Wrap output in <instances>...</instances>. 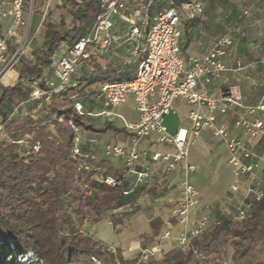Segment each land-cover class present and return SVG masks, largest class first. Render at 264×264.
<instances>
[{"label":"trees","instance_id":"obj_1","mask_svg":"<svg viewBox=\"0 0 264 264\" xmlns=\"http://www.w3.org/2000/svg\"><path fill=\"white\" fill-rule=\"evenodd\" d=\"M66 1L69 8L60 16L59 26L47 25L32 59L18 56L17 78L0 90V264H23L13 261V254L21 259L27 251L36 258L27 264H85L92 260L100 264H226L228 260L231 264H264V185L244 218L219 215L187 246L170 248L160 259L146 263L137 256L125 258L120 249L81 229L88 218L97 222L104 215L120 224L113 211L133 206L140 190L146 188H132L107 157L93 160L83 152L73 154L75 129L125 131L111 120L100 126L86 121L91 111L79 98L95 96L100 83L131 78L136 64L127 72L113 62L103 66L92 56L73 77L74 86L51 95L48 101L31 102L33 108L40 105L42 115L19 117L4 107L10 101L29 102L33 85L44 88L58 48L74 44L99 12V0ZM170 1L178 6L187 0ZM67 16L69 23L65 22ZM8 44L13 52L15 47ZM76 101L82 103L83 114L76 110ZM83 164L90 169L81 168ZM106 176L114 178V186L100 179Z\"/></svg>","mask_w":264,"mask_h":264},{"label":"built area","instance_id":"obj_2","mask_svg":"<svg viewBox=\"0 0 264 264\" xmlns=\"http://www.w3.org/2000/svg\"><path fill=\"white\" fill-rule=\"evenodd\" d=\"M137 5L136 0H99L98 14L74 44H62L58 48L53 57L52 75L45 79L44 88L32 86L29 102L48 101L51 95L74 86L73 77L86 67V62L92 56H104L117 44H132L130 53L133 64H136L133 76L98 84L96 96L106 108L122 105L131 99L136 120L127 121L110 109L87 114L116 116L121 120L123 128L130 135L128 146L120 141L105 143L104 155L107 158H122L124 169L121 174L127 181L132 178V188L148 186L152 177L145 162L147 151L141 148L143 140L167 147V151L152 152L149 159L161 163L166 173H178L177 192L169 216L162 221L154 244L140 247L137 252L138 261L146 263L164 253L169 242L179 247L187 246L210 223L208 215H197L195 212L201 194L191 181L196 165L190 161V147L202 130L208 129L222 143L234 175L248 178L246 194L234 218H244L251 201L260 198L263 186L256 174L258 165L253 161L255 155L249 144L264 136V120L255 116L264 112V96L256 104L247 105L238 84L216 85L223 73L229 70L224 61V57L229 55L228 49L233 45V39L229 36L215 39L199 58L183 56L179 46L181 18L193 19L201 15V0H187L178 6L170 1L167 9L157 12L146 22L130 11ZM23 6L24 0H0V28L4 20L9 21L6 31L0 34V78L12 68L21 54L20 47L25 35L13 52L8 42L17 37L18 28L24 24ZM117 23L122 25L121 30H115ZM233 63L237 69L244 67L240 59H233ZM178 99L189 107L187 117L190 124L188 128H179L171 133L165 117L174 112V103ZM75 108L80 114L84 113L80 101L75 102ZM231 108L236 112L233 126L241 137L233 135L225 122L218 121V115L225 116ZM78 143V137H75V156H81ZM81 168L88 170V165L83 164ZM100 179L110 186L115 185L111 176ZM238 189L239 183L230 184L232 192ZM123 193L127 194L128 191Z\"/></svg>","mask_w":264,"mask_h":264},{"label":"rangeland","instance_id":"obj_3","mask_svg":"<svg viewBox=\"0 0 264 264\" xmlns=\"http://www.w3.org/2000/svg\"><path fill=\"white\" fill-rule=\"evenodd\" d=\"M136 1H138L136 10L140 12L141 16L144 14L147 18H151V16L155 14L156 8H159L162 5L163 7L170 5V0H162L161 4L159 3L160 1L155 0H152L153 2L145 0ZM220 1L222 5V3L228 0ZM244 1L245 2L243 3L238 0L239 16H243V18L247 17L254 10L252 0ZM226 5H228V2ZM68 8L69 4L66 0H24V6L22 9L24 24L18 28L17 37L9 40L10 44L17 48L19 46V42L23 40V36L25 35V40L20 47V53L27 60L32 59L33 51H37L41 47L44 38V31L47 25L52 24L54 26H59V18L60 16L66 14V10ZM115 20L118 21L117 18H115ZM69 21L70 17L67 16L65 22L69 23ZM245 21H247V19ZM239 32L240 35H242L241 31ZM131 45L127 42L123 45V48H120L119 46V50L110 55L96 56L97 58L95 61L103 66L113 62L116 66L129 67L133 63V58L130 53ZM143 56H145V53H143ZM18 64V61H16L12 68L2 75L0 78V90L2 85H10L17 78L16 66H18ZM79 100H82L85 107L93 114L103 109H110L114 113L121 114L127 121H129L130 117L133 115L131 99H128L126 103L113 108H106L101 99L96 95L81 97ZM4 107L10 111V113L16 114L19 117L29 115L32 118H36L37 116L42 115V112H40L41 108H33L31 102L15 103L10 101L8 104L4 105ZM183 113L184 111L181 110L176 117H168V124L170 121L172 125L177 122L181 125L183 122ZM85 120L91 122L95 126H100L105 120H111L115 126L123 128L121 120L115 116H86ZM87 135L83 133V130L79 129L76 131L75 137H78L79 146L80 144L86 146L85 144H87L88 139ZM202 136L203 133L194 139L192 151H196L203 145ZM97 138V145L95 147L93 146L92 149L87 148L81 152H90L95 155H101L99 152H102V144L99 137ZM22 147L26 148V145L22 144ZM210 148L216 152H220L221 155L219 163L222 169L210 175V180L213 184L212 187L214 188L209 190L206 195L207 198H205L203 202L202 200L200 201L199 205L195 208V212L197 215L206 214L210 218V212L215 208L218 212V216H232L234 215L236 209L241 206L243 197L246 194V186L249 181L245 175H234L232 168L228 163V156L226 155L227 151L220 141L219 143H214L212 141L210 143ZM149 168L151 172H154V166L149 165ZM88 169H90L89 164ZM256 174L263 186L264 173L260 165H258ZM128 182L130 186H133L132 178L128 179ZM233 182L239 183V189L234 192L230 190V184ZM167 194H169L168 189H159V186H157L156 183H152L150 180L149 185L140 190L133 206L122 207V210L119 212L113 211L115 220H119L120 224H114L113 222L109 223L108 221H110V217L108 215H104L97 222H91L88 218L81 229L84 232L91 234L96 239L100 238L109 247L113 249H120L125 258H134L136 257L140 247H149L154 244L155 238L161 230L162 221L169 216L173 200L168 201L166 198ZM200 194L203 193L200 192ZM216 218L213 220L210 218V222L214 221ZM157 220H160L161 224H157ZM173 247H177L176 243L169 242L165 251ZM163 254L164 253L150 259V261L160 259ZM12 260L27 264L29 262H34L36 258L33 252L27 251L21 259L18 255L13 254ZM85 264H100V262L98 260H92V262ZM226 264L231 263L228 260Z\"/></svg>","mask_w":264,"mask_h":264},{"label":"crops","instance_id":"obj_4","mask_svg":"<svg viewBox=\"0 0 264 264\" xmlns=\"http://www.w3.org/2000/svg\"><path fill=\"white\" fill-rule=\"evenodd\" d=\"M155 1H160V4L162 3V0ZM240 1L243 3L245 2L244 0ZM227 2L228 5H226ZM252 2V6L254 7L253 12L247 17L243 18V16H239L238 0H228L222 3V5L220 0H201L203 5L202 14L193 20L182 16L179 25L181 32L179 46L185 58L201 57L207 52L213 41L219 37L229 36L233 39V45L228 49L229 55L224 57V61L229 67V70L223 73L221 78L216 82V85L238 84L241 88L243 101L247 105L256 104L260 98L264 96V0H252ZM169 6L167 5L166 7H163L162 5L159 8H156L155 14L167 9ZM130 11L137 13L144 22L150 20V17L147 18V16L144 14L141 16L140 12L136 11V8L134 7H132ZM246 19L247 21H245ZM8 25L9 21L4 20L0 31L5 32L8 28ZM121 26L122 25L120 23H117L115 30H119ZM238 30L241 31L242 35H240ZM119 46L120 48H123V45L117 44L110 53L104 56L110 55L119 50ZM233 59L242 60L244 67L242 69L235 68ZM123 67L126 68L127 72L132 71L131 66ZM181 110L184 111L183 122L181 125L178 122L172 125L170 121L168 124V117H176ZM188 111L189 107L183 102V100L178 99L175 101L174 112L165 117V123L171 133L176 132L179 128L189 127L190 123L187 117ZM114 114L121 115L117 113ZM255 116L264 120V112L256 113ZM136 117V114L133 112V115L130 117L129 121L136 120ZM235 118L236 112L232 108L225 116L218 115L219 122H225L229 126L233 135L241 137L237 129H235L233 126ZM83 133L86 135L88 134V139L87 144H85L86 146L80 144L81 151L86 150L87 148L92 149L93 146L95 147L97 145V137H99V140H101L102 152H99L101 155L83 152L84 154L89 155V157L93 160L105 159L103 148L105 143L120 141L125 146H128L130 136L126 130L119 133H113L110 131L106 133L83 131ZM201 133H203V145L196 151H192V143L190 147V161L196 165V171L192 174L191 181L193 185L203 193L201 194V200L203 202L205 198H207L206 195L208 194L209 190L214 188L212 187L213 184L211 183L210 175L220 171L222 167H220L219 163V158L221 155L220 152H216L210 148V143L212 141L214 143H219V140L213 137L208 129L202 130L200 134ZM249 146L255 155L253 161L257 163V165H260L264 173V136H259L257 139L251 141ZM141 148L147 151L145 162H147L148 165L155 167L154 172H151L152 183H156L157 186H159V189H168L169 194H167V200H174L177 192L178 173H166L164 172V167L161 163L152 162L149 159V155L152 152L167 151L168 148L150 142L149 140H143L141 142ZM226 155L228 156V153ZM108 160L113 163L117 172H123L124 166L122 164V158L111 157ZM121 210L122 208H119L114 212H119ZM210 213L211 220L218 217V212L215 208ZM108 222L110 223V221Z\"/></svg>","mask_w":264,"mask_h":264}]
</instances>
